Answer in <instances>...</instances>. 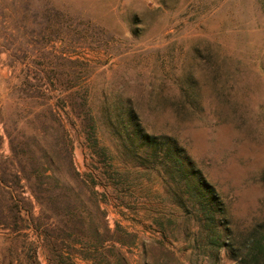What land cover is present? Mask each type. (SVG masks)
Listing matches in <instances>:
<instances>
[{
    "label": "rangeland",
    "instance_id": "obj_1",
    "mask_svg": "<svg viewBox=\"0 0 264 264\" xmlns=\"http://www.w3.org/2000/svg\"><path fill=\"white\" fill-rule=\"evenodd\" d=\"M263 174L264 0H0V264H259Z\"/></svg>",
    "mask_w": 264,
    "mask_h": 264
},
{
    "label": "trees",
    "instance_id": "obj_2",
    "mask_svg": "<svg viewBox=\"0 0 264 264\" xmlns=\"http://www.w3.org/2000/svg\"><path fill=\"white\" fill-rule=\"evenodd\" d=\"M135 130L146 146L142 159L139 158V166H155L159 161L164 170L167 172L172 170L173 174L175 172L178 174L176 178L178 181L172 178L175 186H181L184 183L185 187L188 188L189 191H186L185 194L175 193L176 198L179 196V199L176 200L179 206L184 205L182 198H184L183 200L193 198L197 204L198 214L201 217L213 220V216H216V214L222 215L223 211L217 204L218 196L214 192L213 187L208 185L201 174L193 167L191 160L185 154L182 155L181 148L175 144L156 143L153 137L141 134V130L138 127ZM217 230L215 229L216 233ZM249 241L247 244L248 258L259 264H264V233L258 240H256L255 235ZM226 246H229V244Z\"/></svg>",
    "mask_w": 264,
    "mask_h": 264
}]
</instances>
